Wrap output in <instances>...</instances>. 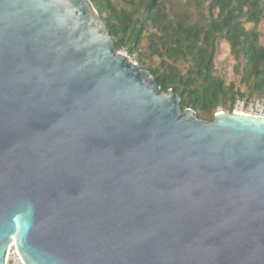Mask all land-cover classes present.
Wrapping results in <instances>:
<instances>
[{"label":"water","instance_id":"1","mask_svg":"<svg viewBox=\"0 0 264 264\" xmlns=\"http://www.w3.org/2000/svg\"><path fill=\"white\" fill-rule=\"evenodd\" d=\"M127 58L91 0H0V264H264V118Z\"/></svg>","mask_w":264,"mask_h":264},{"label":"trees","instance_id":"2","mask_svg":"<svg viewBox=\"0 0 264 264\" xmlns=\"http://www.w3.org/2000/svg\"><path fill=\"white\" fill-rule=\"evenodd\" d=\"M91 2L116 39V51L138 53L141 69L149 71L161 92L181 95L183 111L192 109L198 119L213 122L216 112H232L236 99L245 96L216 76L222 42L230 45L237 61L240 86L251 99L264 97L263 35L257 29L264 19V0H189L185 5L177 0H124L123 7L112 0ZM246 24L254 28L248 30ZM146 39L149 56L160 60L156 68L145 65L140 51Z\"/></svg>","mask_w":264,"mask_h":264},{"label":"rangeland","instance_id":"3","mask_svg":"<svg viewBox=\"0 0 264 264\" xmlns=\"http://www.w3.org/2000/svg\"><path fill=\"white\" fill-rule=\"evenodd\" d=\"M177 1H180L182 3V5H185L186 1H189V0H177ZM112 2L114 5H116L118 7L125 6L124 0H112ZM193 12L197 13L194 10V8H193ZM197 14H198V16H200L199 13H197ZM246 28L248 30H252L254 28V25L253 24H246ZM257 29L263 35L261 38V43L264 45V19L262 20L261 24L257 27ZM147 46H148V44H147V39H146L142 43V46L140 48V51L145 54V65L146 66H152V67L156 68L160 65V60L157 58H152L149 56V53L147 51ZM129 55L135 62H137V64L140 66V68L141 67L143 68V65L139 64L138 53H136V54L129 53ZM236 67H237V61H236L235 57L233 56L230 45L228 43L222 42L220 44L219 54H218V57H217L216 62H215L216 76L223 79L228 87L231 84H235V86H236L235 91L240 90L241 93H244L245 94L244 98H246V97L249 99L253 98V97H250V94L246 91L245 87L240 86V76L236 73ZM143 70H145V69H143ZM238 96H239V94H238ZM233 109H234V107H233ZM220 112L231 113V112H228L226 109H224V110L221 109L219 112H216V114L220 113ZM14 263L15 262H13L11 259L10 260L8 259V261H7V264H14Z\"/></svg>","mask_w":264,"mask_h":264},{"label":"built area","instance_id":"4","mask_svg":"<svg viewBox=\"0 0 264 264\" xmlns=\"http://www.w3.org/2000/svg\"><path fill=\"white\" fill-rule=\"evenodd\" d=\"M117 53H121L125 56H128L127 58L128 61L137 63L130 57L127 49L123 48L122 50L117 51ZM231 113L264 118V97L254 98V99H249L247 97L246 98L238 97L235 101L234 109ZM8 259L9 260L11 259L13 262H15L14 264H23V261L20 255L18 254L15 246L11 247L9 251Z\"/></svg>","mask_w":264,"mask_h":264},{"label":"bare ground","instance_id":"5","mask_svg":"<svg viewBox=\"0 0 264 264\" xmlns=\"http://www.w3.org/2000/svg\"><path fill=\"white\" fill-rule=\"evenodd\" d=\"M221 113V112H220Z\"/></svg>","mask_w":264,"mask_h":264}]
</instances>
